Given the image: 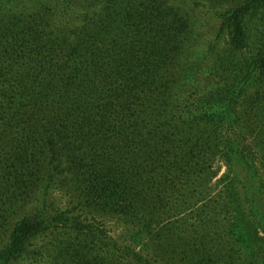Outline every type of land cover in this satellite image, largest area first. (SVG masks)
<instances>
[{
  "label": "trees",
  "instance_id": "1",
  "mask_svg": "<svg viewBox=\"0 0 264 264\" xmlns=\"http://www.w3.org/2000/svg\"><path fill=\"white\" fill-rule=\"evenodd\" d=\"M187 1L224 7L217 18L226 45L213 68L219 88L193 99L192 114L176 117L167 94L189 15L173 0H104L76 16L66 10L73 18L66 24L51 1L0 0V220L6 224L40 184L44 203L49 181L71 171L83 200L141 224L145 164L150 173L192 174L203 171L202 160L223 158L229 172H241L235 179L257 222H246L228 183L217 198L231 248L181 264H264L257 234L259 226L264 234V0ZM43 209L14 223L0 264L53 229L90 233L113 263L156 264L87 219L52 218ZM88 257L97 264L98 252Z\"/></svg>",
  "mask_w": 264,
  "mask_h": 264
},
{
  "label": "rangeland",
  "instance_id": "2",
  "mask_svg": "<svg viewBox=\"0 0 264 264\" xmlns=\"http://www.w3.org/2000/svg\"><path fill=\"white\" fill-rule=\"evenodd\" d=\"M48 1L57 5L61 24L73 22L70 14H64L66 10L71 9L72 15L76 16L83 7H102L104 2ZM173 1V8L188 13L189 29L183 48L173 61L167 103L173 106L174 116L187 117L192 114L193 99L207 96V93L219 88L220 81L214 76L213 68L226 45L225 37L218 33L217 18L218 10L224 7H194L187 0ZM233 138L240 142L236 135ZM149 167L150 162L144 165L138 181L140 202L143 204L141 224L135 225L132 220L108 211L107 207L103 208L105 211H100L94 206L95 203L83 200V186L70 180L71 171H65L60 175L59 181H49L44 203L39 201L42 192L40 184L33 190L31 201L17 208L6 224L0 220V248L8 243L14 223L24 213H33V209L37 207L44 208V214L52 218L62 214L69 218L87 219V225L101 228L107 237H112L121 245L130 246L140 252L144 259L156 264H181L186 257L191 262L198 263L201 252L209 257L215 251L223 249L225 252L231 248L232 240L224 235L225 220L221 221L222 217L219 216L222 201L217 198L228 183L231 184L230 191L238 198L237 203L246 222H257L248 211V194L235 179L241 172L237 169L235 171L233 167L229 172L230 166L225 159L202 160L197 168L203 171L192 174L161 170L150 173ZM152 177L155 180H151ZM182 193L184 197L176 196ZM259 204L264 209V193L260 195ZM259 228L257 234L259 238H263L261 226ZM141 229L142 232L138 235L137 232ZM92 250L99 254L97 264H116L106 258L101 252V246L97 245L90 233L72 234L55 229L33 239L27 246V253L20 255L11 264H91L88 253Z\"/></svg>",
  "mask_w": 264,
  "mask_h": 264
}]
</instances>
